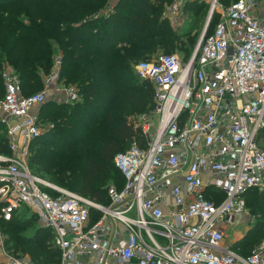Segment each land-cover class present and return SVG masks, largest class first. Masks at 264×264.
I'll return each instance as SVG.
<instances>
[{"label":"built area","instance_id":"1","mask_svg":"<svg viewBox=\"0 0 264 264\" xmlns=\"http://www.w3.org/2000/svg\"><path fill=\"white\" fill-rule=\"evenodd\" d=\"M195 1L208 5L209 22L188 59L158 53L133 65L152 85L155 120L114 155L124 183L106 188V205L30 171L29 144L43 133L35 111L46 91L23 95L15 69L3 66L0 121L9 153H0V219L33 211L52 233L53 264H264V239L243 256L227 245L226 232L245 211L243 195L264 190V148L256 142L264 129V0L225 9L219 0ZM55 65L47 86L58 79ZM64 92L65 101L79 98L73 86ZM0 264L35 263L8 255L0 237Z\"/></svg>","mask_w":264,"mask_h":264},{"label":"trees","instance_id":"2","mask_svg":"<svg viewBox=\"0 0 264 264\" xmlns=\"http://www.w3.org/2000/svg\"><path fill=\"white\" fill-rule=\"evenodd\" d=\"M110 1L0 0V99L5 64L17 72L22 94L31 95L42 90L57 60L60 81L77 88L79 95L73 103L45 101L40 106L38 119L43 115L47 125L30 145L32 173H44L62 187L105 205L106 188L113 184L121 189L124 183L113 157L135 137L131 119L154 108V90L134 74L133 65L159 50L179 51L186 61L198 29L194 19L184 31L172 30L150 0H116L111 7ZM186 2L207 7L204 2ZM217 20L213 15L207 35ZM256 142L264 148V129L258 131ZM0 153H9L1 121ZM209 192L219 201L223 198L220 191ZM243 197L245 207L264 206V190L251 189ZM28 210L22 207L11 220L0 219L5 248L40 264L57 263L51 231ZM249 232L232 247L243 256L262 240Z\"/></svg>","mask_w":264,"mask_h":264},{"label":"rangeland","instance_id":"3","mask_svg":"<svg viewBox=\"0 0 264 264\" xmlns=\"http://www.w3.org/2000/svg\"><path fill=\"white\" fill-rule=\"evenodd\" d=\"M150 1H151V5L156 9V11H158L159 17H161L162 20L166 21L172 30H175L177 32L178 31H180V32L184 31V29L189 25L191 20L195 19L197 21L198 29L193 32V37H194L193 42L194 43H193L192 48H194L197 41H198V38H199L203 28H204V25L206 23V19L208 16V5L206 4L207 7L203 6V8H200L199 5L195 6L194 5L195 3H193V4H192V2L187 3L185 0L182 2L181 6L179 8L177 6V10H175L172 7L174 0L164 1L163 3H160V2L154 1V0H150ZM233 1L234 0H219V2L221 3V5L224 9ZM115 2H116V0H111L109 2V6H112ZM198 10H200V11L198 12ZM192 48H191V50H193ZM161 52H164V51L159 50L156 53H153L151 55V57L154 56L155 54L161 53ZM175 53L178 54L179 57H181L183 59V53H181L179 51H176ZM44 88L45 87L43 84L42 90H44ZM42 90H40V91H42ZM40 91H37V92H40ZM37 92H33V93H37ZM38 114H39V112H38ZM141 116H144V117H142L143 120L138 119L137 117H134V118H132L133 122H132V119L130 121L132 126L134 127V129L136 131L135 137L133 139L136 141H140L142 138L141 137V125L143 124V122L155 120V118L153 116V109L149 113H146V115H141ZM138 117H140V116H138ZM38 120L40 122V125L42 123V125H43L42 130L44 131V127L47 125V118L43 117V115L42 116L40 115ZM31 142H30L29 147H28V156L26 158V162H27V165H28L30 171H31V168L29 165V157L31 155V152H30ZM33 172H35L40 178L44 179L48 183L62 187L61 183H58L57 181L51 180L46 174L41 173V172H36L34 170H33ZM62 188L66 189L65 186ZM28 211L33 212L31 210H28ZM23 212H25V211H22L21 213H23ZM259 216L261 217L260 219H259ZM258 219H259V222H256V220H258ZM2 229L3 228L0 226V237H1L2 245H3L6 253L8 255H12V256H21L20 254H17V255L11 254L10 251L5 248L6 246H5L4 241H5L6 237H5V233L3 232ZM247 232H249V234L254 235V237H256V240L264 239V206L261 203H257V205L254 207L247 203V206L245 207V211H243V213H242V220L240 221L238 227L231 229L229 234L233 235V233H236L237 236H235V234H234L235 237L232 236V239L236 238V240H237L241 235H243ZM23 256H27L30 258V256H28L27 254L23 255ZM34 263L40 264L38 262H34Z\"/></svg>","mask_w":264,"mask_h":264},{"label":"crops","instance_id":"4","mask_svg":"<svg viewBox=\"0 0 264 264\" xmlns=\"http://www.w3.org/2000/svg\"><path fill=\"white\" fill-rule=\"evenodd\" d=\"M54 66L56 67L55 64H54ZM54 66H53V68H54ZM56 70L58 71V79H57V81H55V82H53V83H51L50 85L47 86L46 85V82H45V79H44V87H45L44 90L46 91V100L45 101L47 102V101L50 100L52 102H57V103H60V102H68V101H65V92H64V89H65V87H67V85L63 84L60 81V79H59L60 78L59 77L60 64L57 65V69ZM39 109H40V107H38L36 109V111H35V112H37V114L39 112ZM241 220H242V213H240V214H238V215H236L234 217V222H233V225H231V227H227V231H226L227 232V245L230 248H232L234 246V244L236 242H238L240 238L243 237V235H241L236 240V238H233L232 239V236H234V234H235V236H237L236 233H233V235L232 234H229L231 229H234V228L238 227V225H239V223H240Z\"/></svg>","mask_w":264,"mask_h":264},{"label":"water","instance_id":"5","mask_svg":"<svg viewBox=\"0 0 264 264\" xmlns=\"http://www.w3.org/2000/svg\"><path fill=\"white\" fill-rule=\"evenodd\" d=\"M208 22H209V17H207V19H206V24H205V26L208 24Z\"/></svg>","mask_w":264,"mask_h":264}]
</instances>
